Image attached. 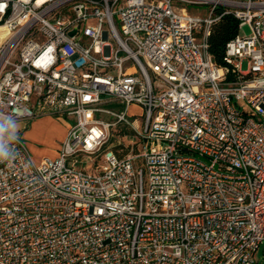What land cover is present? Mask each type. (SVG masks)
Here are the masks:
<instances>
[{
  "label": "built area",
  "instance_id": "built-area-1",
  "mask_svg": "<svg viewBox=\"0 0 264 264\" xmlns=\"http://www.w3.org/2000/svg\"><path fill=\"white\" fill-rule=\"evenodd\" d=\"M225 14L250 33L217 64L207 37ZM41 115L68 127L35 163L21 131ZM10 121L22 126L17 159L0 163V264H256L264 0H0ZM120 124L138 140L125 154L108 145Z\"/></svg>",
  "mask_w": 264,
  "mask_h": 264
},
{
  "label": "rangeland",
  "instance_id": "rangeland-1",
  "mask_svg": "<svg viewBox=\"0 0 264 264\" xmlns=\"http://www.w3.org/2000/svg\"><path fill=\"white\" fill-rule=\"evenodd\" d=\"M189 7L192 11L196 13L203 12L207 9V5L205 4H195L190 5ZM238 33L241 35H248L250 33L248 24L244 23L240 25V27L238 28ZM240 66L242 70L247 69L248 62L246 58H242L240 60ZM112 106L114 108L118 107L113 103ZM127 114L129 119H133V117H135L138 121H140L142 110L138 106L130 104L127 107ZM43 117H47V115H41L32 118L23 125L24 129H22L21 131L22 137L25 140V144L35 163H39V161L45 156L54 157L55 150L57 152L59 143L63 139L62 137H64L65 135L60 132L61 128H58V124H54L55 127L45 121L38 123L34 122V124H32L33 120ZM21 124V122H18V127H20ZM137 141L138 140L136 136H134L133 129L129 126L120 124L115 130H112L110 132L108 145L112 147L113 150L117 151L119 154H125L128 153L131 148L132 150H135ZM84 164L87 166L88 171L91 172L93 170V162L88 161ZM254 259L256 260V264H264V244H261L258 247L257 251L254 254Z\"/></svg>",
  "mask_w": 264,
  "mask_h": 264
},
{
  "label": "trees",
  "instance_id": "trees-1",
  "mask_svg": "<svg viewBox=\"0 0 264 264\" xmlns=\"http://www.w3.org/2000/svg\"><path fill=\"white\" fill-rule=\"evenodd\" d=\"M238 20L231 14H225L215 21L207 37L208 51L215 63L223 62L222 56L225 43L229 41L238 30Z\"/></svg>",
  "mask_w": 264,
  "mask_h": 264
},
{
  "label": "clouds",
  "instance_id": "clouds-1",
  "mask_svg": "<svg viewBox=\"0 0 264 264\" xmlns=\"http://www.w3.org/2000/svg\"><path fill=\"white\" fill-rule=\"evenodd\" d=\"M16 131L14 122L0 125V163H11L17 159V155L11 150V142Z\"/></svg>",
  "mask_w": 264,
  "mask_h": 264
},
{
  "label": "crops",
  "instance_id": "crops-1",
  "mask_svg": "<svg viewBox=\"0 0 264 264\" xmlns=\"http://www.w3.org/2000/svg\"><path fill=\"white\" fill-rule=\"evenodd\" d=\"M47 122L51 125H53L55 127L54 124H58V128L60 127V132H62V134H65L66 130H67V127H68V123L64 120V119H60V118H57V117H53V116H48L47 117H43V118H37L35 120L32 121V124H34V122ZM60 121V122H59ZM18 124V123H17ZM16 124V126H18ZM22 126V124H21ZM60 135V134H59ZM63 138V137H62ZM57 154L56 150H55V155Z\"/></svg>",
  "mask_w": 264,
  "mask_h": 264
},
{
  "label": "water",
  "instance_id": "water-1",
  "mask_svg": "<svg viewBox=\"0 0 264 264\" xmlns=\"http://www.w3.org/2000/svg\"><path fill=\"white\" fill-rule=\"evenodd\" d=\"M74 33V30H72L71 32H70V34H73Z\"/></svg>",
  "mask_w": 264,
  "mask_h": 264
}]
</instances>
